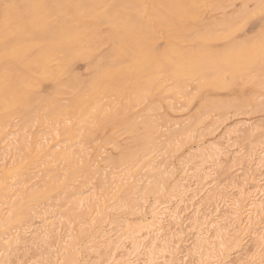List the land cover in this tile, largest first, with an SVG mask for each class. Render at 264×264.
<instances>
[{"label":"bare ground","instance_id":"obj_1","mask_svg":"<svg viewBox=\"0 0 264 264\" xmlns=\"http://www.w3.org/2000/svg\"><path fill=\"white\" fill-rule=\"evenodd\" d=\"M27 1V45L24 50H27L28 78L20 82L17 81L18 83L0 79V145L3 144L5 147V150L0 152V199H7V202H0V251H7L11 256L20 247L22 255L21 258L20 256L18 258L15 256L19 254H15L16 262L9 256L4 259L0 257V264H8V261L11 260L14 264L51 263L47 262V258H45L47 255L41 258V254H38V257L32 256L27 259L29 252L35 249L38 243H40L38 252H40V247L45 248L41 249L44 251L42 254L48 251V255L54 253H52L54 245L64 244L65 246L56 247L59 248V255L63 256L64 264H69L74 261L77 255L75 241L85 239L91 229H93V233L88 237L84 247L85 254L81 264H128L127 257L131 255H135L134 258L137 259L142 257L143 264H155L159 260L163 264H175L178 248L172 246L170 239H159L160 237L158 238L155 234L150 236L151 238L149 237V243L147 240L146 245L143 236L159 232L162 227L164 229L163 223L177 227L182 225V212L188 208L187 203L191 206L197 193L209 184L211 175L218 172L215 168L222 167L224 168L221 170L226 175L228 182L225 181V184L212 187L213 189H210L201 199L204 211L200 214L201 211L197 210V216L190 224L199 234L194 244V250L192 252L191 249L190 252L197 255V264H264V255L261 254V251H264V231H259L258 228L264 222V187H262V183L259 184L261 179L258 181L254 179L255 176L263 175L261 172L264 171V131L260 133L264 127L259 129L258 126L254 131H240V136L243 139L247 140L252 137L256 139L254 140L256 143L242 154L240 151L234 152L235 142L229 143L232 140L230 134L237 132L234 130L225 134L222 140L202 145L195 152L188 153L181 160L173 163L170 157L163 159L164 154L160 156V153L165 151L164 147L167 149L173 143L176 138L175 131L178 133L181 128L185 130L186 127H181L182 125L179 123L180 128L174 131L173 127L178 126L174 121L168 123L170 124L168 127L165 126L163 132L168 133L166 137L163 133L157 136L158 131L163 128L154 125V121L151 123L147 118H140L138 123L135 121L136 117H133L134 114L128 112L143 100L160 96L161 74L174 73L175 75L174 70L182 68L179 70L178 76H199L201 80L209 75L205 74L208 71H212L210 74L213 76L219 75L218 66L221 65V60L223 63L233 65L230 66L229 72L235 77L242 69L252 70L254 67L255 69L260 67L259 60L264 59V45L254 49L241 50L237 54L234 53L235 49H230L224 55L215 54L200 45L192 51H187L180 46L187 40H192L195 43H207L216 39V33L220 31L226 32V35L218 37V40L229 37L227 34L230 35L234 29L231 28L230 21H228L231 20L229 15L227 16L229 19H225L222 15L224 20L218 19L220 22L216 23L214 20L209 25H201L202 28L195 27L194 23L202 14L203 9L218 11L223 7V1L230 4L233 0ZM16 11L18 12V10ZM235 14L234 16H236ZM241 24L243 25V23ZM229 29L232 31L229 32ZM206 32L212 34L206 37L204 35ZM159 39L166 43L165 52H158L156 49L155 44ZM104 46L102 55H98ZM78 62L85 63L86 71H88L85 77H81L75 72V65ZM262 71L264 72V69ZM212 75L209 77L212 78ZM171 80L173 81V79ZM45 82H49L53 89V92L47 96H43L39 92L41 85ZM173 82L172 84L175 86L178 85L175 84L178 81ZM220 83L217 76L213 77L212 82H209L216 87ZM262 86L264 87V84ZM258 87L260 88V86ZM65 95H69L70 98L65 100L66 103H63L62 97ZM110 97L117 99L118 109L110 106L111 109L108 113H105L104 110H93L96 107L100 108L99 103L102 102L100 99ZM258 101L257 99L255 108L262 111L264 100ZM211 105V108L213 107L216 111H222L227 106L239 107L241 102L233 101V104L230 105L213 104L212 102ZM150 109L153 111L152 108ZM204 109L207 108L204 107ZM97 111L104 112V115H101V118L93 116L92 113ZM213 111L215 113V110ZM40 113L41 115H39ZM35 115L40 119L42 125L45 122L58 125L59 132L67 135L70 139L78 138L81 128L88 129V121L92 118L98 124L96 125L97 129L112 128L113 131L115 127H122L133 135L135 149L126 152L120 151L116 161L109 158L105 160H110L111 167L115 164L116 166L119 164L120 167L132 164L134 169L138 166L139 169L137 168L136 172L132 167V170L136 172L132 173L133 176L121 174L122 176L117 175L116 180L112 178L111 173L105 172V168H95L91 174L90 167L95 163V167L98 165L94 159L89 164V159L81 160L80 156L72 158L71 150L62 149L65 151H60V145L53 141L54 144L49 145L51 140L49 141L43 136L40 143L45 145L40 147L38 142L36 154L39 161L46 157H54L53 162L54 160L65 162L66 169L74 173L78 179L85 178L82 181H76V185L70 188L66 187L60 196L56 197L54 204L51 203L42 208L35 206V209L32 210L26 209L22 201H25L26 204L27 202L36 204L41 196L60 187L55 165H52L48 170L50 181L47 178L48 180H45L44 183L41 182L43 184L41 188H44V191L39 193L40 191H36V189L30 191L28 184H31V180L40 173L42 164L31 168L32 170L38 168L32 173L33 176L27 175L25 180L19 179L18 182H14L13 180L18 177L17 175L21 171L22 164H15L16 166L8 168L4 163L7 152L11 150L10 148L17 138L15 139L16 136L10 138L15 135L14 131L7 132L5 135L3 131H6L11 119L18 117L21 119L20 122L23 119L24 128L27 123L25 121H29V118L34 117V120L31 119L36 122ZM221 116L223 117L222 114ZM66 117H68L67 120H65ZM69 120H72L73 123L65 127V122ZM202 120L200 119V122ZM198 121L196 118L197 123H199ZM165 124L167 125V123ZM195 124L193 125L195 126ZM47 125L50 128L48 123ZM80 126L82 127L80 128ZM23 128H20L22 133H24ZM90 132L91 130L84 135V140L91 139ZM256 136L258 137L256 138ZM17 137L23 141V136L22 138L21 136ZM161 145H164L163 149L157 151L156 149ZM71 149L73 148L71 147ZM150 150L153 152L151 153ZM154 150L155 155L149 158ZM222 157L225 161H221ZM146 159L148 160L145 162ZM142 160L145 162L144 165H139L138 163H141ZM45 162L47 161L41 163ZM223 162L224 165H222ZM129 166L126 167L129 170L128 173L130 172ZM211 168L214 169H212L213 173H211ZM218 170L220 171V169ZM165 174L174 175L176 178L173 184L167 187V192L163 193L165 195H161L160 193L166 188ZM250 180L254 184L253 191L248 190L247 184ZM10 181H13V184ZM36 184L34 183V185ZM90 185H93L95 190L88 192L89 188L87 187ZM14 188L16 189L13 190ZM158 194L157 198L149 202V195ZM40 203L37 205H41ZM4 205L9 206V209L4 208ZM220 206L224 208L223 211L221 210L224 212L222 216L228 215L232 218L231 222H228V228L225 227V229L219 222H216L217 215L221 214L218 210ZM210 207L213 208L212 213L209 210ZM85 209L91 212L84 213ZM199 214L200 216H198ZM212 214L214 215L212 216ZM146 216L149 217L146 218ZM221 219L223 218L219 220ZM75 221H78V226L85 224L89 226L86 225L87 229L77 232L70 227ZM230 227L232 235H227L228 231L231 232ZM208 233H212L213 242L207 240L206 234ZM177 236L178 234L172 235V237ZM52 238H54L55 244L51 241ZM62 247H64V251H61ZM234 248H238L237 252L239 253L230 260L225 252ZM60 252L63 253L60 254ZM122 252L125 253V257ZM223 253L226 256H223ZM122 257L125 259L124 262H121Z\"/></svg>","mask_w":264,"mask_h":264},{"label":"rangeland","instance_id":"obj_2","mask_svg":"<svg viewBox=\"0 0 264 264\" xmlns=\"http://www.w3.org/2000/svg\"><path fill=\"white\" fill-rule=\"evenodd\" d=\"M11 1H13V2H11ZM4 2H5V4H4ZM10 2H11V4H13L12 6H11ZM263 3H264V0H257V1L256 0H252V1H250V0H233L230 2V4H228V2L226 4V2L223 1V7H222L223 10H221L222 8L218 9V11H215V10L209 11V10L203 9L201 11L202 14L194 23L195 27L202 28L201 25L202 26L203 25L204 26L209 25L212 22H214V20H215L214 23L220 22V20L218 21V19L222 18L224 20V17H225V19H229V18L231 19L228 21H230L229 23L231 25V28H234L233 32L230 33V35L227 34V36H229V37L221 38L219 40H218V37L225 36L226 32H224V31L217 32L216 33L217 38L210 40L209 41L210 43L209 42L204 43V44L199 43V42L195 43L192 40H190L191 41V43H190V41L187 40L186 42L184 41V43H181L180 46L182 48L186 49L187 51H192V50H194L195 47L204 46V48H206L207 50H209L215 54H219V55H224L227 52V50L229 51L230 49H235L236 52H234V53L237 54L238 52L240 53L241 50H245L248 48L254 49V48H258L259 46L261 47L262 45H264V4ZM258 4L260 5V7ZM27 7H28V1L27 0H0V16L3 15L0 17V79H8V80L13 81L15 83H18L17 81L20 82L22 80H26L28 78V73H29L28 67H27V50H24V47L26 49V45H27V23H28L27 22V14H28L27 13ZM15 9L18 10V12ZM238 11H239V13H238ZM234 14L236 16H234ZM222 15L224 17H221ZM235 17H237V18L235 19ZM241 23H243V25ZM16 24H18V25H16ZM17 26H18V29H17ZM228 31L230 32V31H232V29H229ZM222 32H224V33H222ZM210 34H212V33L206 32V34H204V35L206 37H209ZM233 35H235V36H233ZM2 36H3V38H2ZM155 46H156V49L158 50V52H165L166 51V43L161 39H159L156 42ZM20 47H21V49H20ZM104 48H105V46L98 52V55H102ZM3 50H4V53H3ZM259 61L261 63L260 67H262V68L256 67V69H255V67H254L252 70L251 69H242V70H240L239 75L236 77L232 76V74L229 72L230 66H233V65L232 64H226L225 62L223 63V60H221V62H222L221 65L218 66V69H219L218 74L219 75L213 76L212 74H210L212 71L211 72L208 71L205 73L207 75L209 74L207 77L212 75V78L211 77H209V78L205 77L204 79L200 80L199 76H197V77L196 76L195 77L194 76L187 77L186 75L178 76L179 70H181L182 68H179L176 71L174 70L175 75H174V73L170 74V75H169V73L161 74L160 75V88L161 87L162 88H161L160 93H159L160 96H158V97L156 96L154 98H147L146 100H143L141 103H139L135 107L129 109L128 112L132 115L134 114L133 117H136V120H135L136 122H138V121L140 122V118L141 119L147 118V120H149L151 123H153L152 121H154V123H153L154 125L156 124V126H158V127L160 126V128H163V129L158 131L159 133L157 132L158 133L157 136H160L161 133H163L166 137V135L168 133L163 132V130H164V128L168 127V125H170L168 123H171V122L173 123L174 121H176L178 126H174L173 127L174 129L171 128L172 130L175 131V129H177V128L179 129L180 124L182 125L181 127H186L185 130H184V128H181L178 133H177V131H175V137L176 138L178 137V138L177 139L175 138L176 141L174 140L173 143L167 147V149L164 147L165 144L163 146L161 145V147H158V149H156L157 151H159L160 149H163V147H164L165 151H162L163 153H160V156L162 154H164L162 156L163 159L166 157H170V159L173 163H176V161L181 160L188 153L195 152L202 145H207L209 143H214V142H217L219 140H222V138L225 134L229 133L230 131H234V130L237 132L230 134V138L232 140L229 143L235 142L236 146H234V148H233L234 152L240 151V153L242 154V153H244V151L247 152V149H249L250 146H252L256 143L254 141L256 139H255V137H252L251 139H247L248 141L250 140L248 142L246 139H243L242 136H240V133H241L240 131L241 130L254 131V129L258 126L260 127L259 129H262L264 127V109H262V111H261V109L255 108V105L257 104V99L259 101L264 100V89H263L264 87L262 86L264 84V72L262 71V69H264V59L259 60ZM260 69H261V71H260ZM10 70H12V71H10ZM75 72L79 76L85 77L86 73H88V71H86L85 63L84 62H78L75 65ZM176 72H177V74H176ZM173 75H174V78H173ZM215 76H217V80L221 81V83L218 87H216L214 84H209V82H212V79ZM24 77H26V78H24ZM164 77L166 78L165 80L167 82L164 80ZM171 79H173L174 82ZM191 79H192V81H191ZM161 82L163 83V85ZM172 82L173 83L177 82L175 84L176 85L178 84V85L175 86L174 84H172ZM232 83H233V85H232ZM260 84H262V85H260ZM171 86H173V87H171ZM258 86H260V88ZM169 87H170V90H169ZM165 88H166V90H165ZM51 89H52V85L49 82H45L41 85L39 92L41 93V95L47 96L53 92V89L52 90ZM174 89L175 90L177 89V90L175 91ZM162 90H164L165 92H163ZM176 93H177V95H176ZM178 94H180V95H178ZM183 94H184V96H183ZM165 95H167V96H165ZM164 97H166V98L164 99ZM62 98L64 99L63 103H66L65 100H68L70 98V96L65 95ZM163 99H164V101H163ZM244 99H245V101H244ZM235 100L237 102L238 101L241 102V106H239V107L227 106L224 109H222V111H219V110L216 111V109H213V107L211 108L212 102H213V104L221 103L223 105H230V104H233V101L236 102ZM100 101H102L99 103L100 108L96 107L93 110L96 111L99 109L101 111L104 110L105 113L106 112L108 113V111L110 112V109H111L110 106H112L115 109H118V107H119L118 103H117V99L115 97H113V98L110 97L107 99L104 98L103 100L100 99ZM207 101H208V103H207ZM163 103H164V105H163ZM102 104L105 105L106 107H104ZM142 104H143V106H142ZM144 105H145V108H144ZM167 105L171 106L172 108L170 107L171 109H169V107ZM148 107L152 108L153 111ZM204 107L207 108L208 110L207 109L205 110ZM106 108H107V110H106ZM213 110H215V113ZM225 110H226V112H225ZM101 111H97V112H94L92 114H93V116L95 115L96 117L101 118V115L102 116L104 115V112H101ZM205 111H206V113H205ZM218 111H219V113H218ZM100 112H101V114H99ZM245 113H246V115H244ZM199 114H200V116H199ZM221 114L223 115V117L221 116ZM225 114H227V115L225 116ZM39 115H41V113ZM200 117H202V118H200ZM31 118H29V121L28 120L25 121L28 124L26 123V126L24 128H23V119L21 122H20L21 119H19L18 117L11 119V121L9 122V126H7V128L5 129L6 131H3L4 135L7 132L14 131L15 135H12L10 138H14L15 136H16L15 139L17 138L16 141L13 143V146L10 148L11 150L9 152H7V158H6V161L4 163L7 164L8 168L13 167L15 164L16 165L22 164L21 171L18 173V175H17L18 177L17 178L15 177V179L13 180L14 182L15 181L18 182L19 179L25 180L27 175L33 176L32 173L35 172L38 168L33 169V170L31 168L42 164V166L40 167L41 168L40 173L38 175H36L34 179L31 180V184H28L30 191H34V189H36V191H40L39 193L44 191V188H41V187H43L42 186L43 184H41V182L43 181V183H44V181L48 180V179L50 181V177H49L50 173H48V170L50 169V167H52V165H55L56 167L55 166L54 167L56 168V173H57L56 176H58V180H59L58 184L60 185V187L57 190H54L49 194L48 193L44 194L43 195L44 197L41 196V198L38 199L36 204L33 202L32 203L27 202V204H26L25 201H22V203L26 209L32 210V209H35V206L37 208H42L43 206L46 207V206L50 205L51 203L54 204L56 201L55 199H57L56 197L60 196V193L62 191H64V189L66 187L70 188L71 186L76 185L75 184L76 181H78V180L82 181L85 178V177H82L81 179H78L74 175V173H71L66 169L65 162L63 163L62 160L61 161L54 160V162H53L54 157H46V158L39 161V159L36 157V154L38 152V142L40 143V139L43 136L46 137L47 140H49V141L51 140L49 142V145H52L54 143H57L58 145H60L61 146L60 151H65V150L70 151L71 150L70 153L72 154V158L73 157L77 158L80 156L79 158H81V160L82 159L83 160L89 159V161H90L89 164H91L92 160L94 159L98 163V165L95 167L94 166L96 164L95 163L94 165H92L90 167L89 170H90L91 174H92V171L95 170V168H98V167H100L101 169L105 168V172L111 173L112 178L114 180H116L117 175L122 174L123 176H129L127 174H131L133 176V174H135L137 172L136 170L139 166L138 167L136 166L137 168L135 167L136 169H134V167H133L134 165H132V164H131V166H129L128 164L122 165L121 167L119 166V164H117V166H116V164L115 165L112 164L114 167L113 166L111 167V165H109L110 160L109 161L105 160V159L109 158V159H112L113 161H116L118 153L120 151L123 150L126 152V151H133L135 149L136 146H135L134 141L132 140L133 135L128 133L127 131H125L122 127H115L113 131L111 130L112 128H105L104 130L97 129L98 126L96 127V125H98V124H97V122L94 121L95 119L92 118L91 120L88 121V127H89L88 129L81 128L82 126H80L81 129H80V135L78 136V138L76 137L74 139H70L67 135H63L62 133L59 132L58 128H60V127L58 125H56V124L51 125L49 122H45L46 125L45 124L42 125L40 122V119L36 118V115H35L36 122L33 121L34 117L32 118L33 120ZM196 118L199 120L198 121L199 123L196 122ZM67 119H68V117L65 118V120H67ZM200 119H203L202 122H200ZM195 122H196V124H195ZM20 123H22V124H20ZM47 123L49 124L50 128L47 127L48 126ZM72 123H73V121L69 120V121L65 122L64 126L68 127V124L70 126ZM165 123H167V125ZM193 124H195V126ZM209 124H210V127H209ZM189 126H190V128H189ZM20 128L24 129V133H22V130ZM90 130L92 132V133L90 132V138L91 139H89L90 141L89 140L86 141V140H84L83 137ZM167 131H170V130H167ZM262 131H264V130H261L260 133H263ZM187 132H188V134H186ZM260 133H259V135H260ZM139 134H140V132H139ZM27 135H29V136H27ZM185 135L187 136V138ZM17 136H21V138L23 136V138H22L23 141H21V139L19 140V138ZM36 136H37V138H36ZM32 137H33V139H32ZM192 137H193V139H191ZM257 137L258 136H256V138ZM257 142H258V140H257ZM28 143L30 146L28 145ZM21 144H23V145H21ZM43 145H45V144L44 143L42 145H41V143L39 144L40 147ZM263 145H264V143H263ZM71 147L73 149H71ZM77 147H78V149H77ZM170 147L172 150L170 149ZM0 148H1L0 152H3L5 150V147L3 146V144L0 145ZM31 148H32V151H31ZM62 149H65V150H62ZM76 152H78V153H76ZM150 152L152 153L153 151L150 150ZM154 155H155V150H154L153 154L149 155V158L154 156ZM148 159H146L144 161L146 162ZM45 160L47 162H45L44 164L41 163L42 161L44 162ZM106 161H108V162H106ZM144 161L142 160V162L138 163V164L144 165V163H145ZM221 161H225L223 157H222ZM58 163H60V164H58ZM89 164L87 163V165H89ZM222 165H224V162ZM128 166L130 168L129 173H128L129 170L127 169ZM132 167H133L134 171H136V172H134L132 170ZM222 168H224V167H222ZM222 168H217V169L215 168V170H217L218 172L215 171L217 173L211 175V177L208 181L209 184H207L205 186V189H203L202 191L197 193V195L195 196V199H193V201L191 203V206H189V203H187L188 208H186V210H184V212H182V222H183L182 225L177 227V226H174L172 224L163 223L164 229L162 227V229L159 230V232H155V233L150 234L146 237L143 236L144 237L143 240H144L145 244L147 245V240L149 243L150 238L152 236H154L155 234H157V237L158 238L160 237L159 239H163V238L164 239L165 238L170 239V241H172V246H174L176 249L178 248L176 250L177 258L175 257V259H176L175 264H197V261H198L196 259L197 255L192 253V252L194 250V244H195L199 234L197 233L196 229L193 226H190V224L195 220V218L197 216L196 215L197 210L201 211L200 214H202V212L204 211V207H203L204 204H203L201 199L204 198V196L207 194V192L210 189H213L214 187H216L217 185L225 184V181L227 178L225 177L226 175L222 171L223 170ZM212 169L213 168H211V170ZM218 169H220V171H222V172H220ZM213 170L211 171V173L214 172ZM262 173H263V175H261V176L259 175L260 177L255 176L254 179H256L257 181H258V179L259 180L261 179L259 184L262 183V187H264V171H262L261 174ZM66 175L70 176L71 178L70 177L67 178ZM72 177H73V179H72ZM164 177L166 178V188L160 193L161 195H165L163 193L167 192V189H168L167 187H170L176 178V176H174V175L168 176L167 174H165ZM65 178L68 180H66ZM13 181H10V183L13 184L12 183ZM59 182H62V183H59ZM226 182H228V181H226ZM34 183H37L38 185L37 184L34 185ZM65 184H66V186H64ZM259 184H258V186H259ZM247 185L249 186L248 190H250V191L254 190V188H252L254 184L251 180L249 181V183ZM87 188H89L88 192L95 190L93 185L92 186L90 185ZM15 189L16 188H14L13 190H15ZM157 196H159V194L158 195H149L148 196L149 202H152L154 200V198H157ZM39 200L41 203L39 202ZM0 202H7V199L5 200V199L1 198ZM39 203L41 205L38 206L37 204H39ZM3 207L6 209H9V206L7 207L4 205ZM209 210H211V213L213 212L212 207H210ZM218 210H219V213H221V214L217 215V221L216 220L215 221L219 222L220 225L222 227H224V229H225V227L228 228V222H231L230 219H232V218L228 217V215L222 216V214L224 212H221V210L223 211L224 208H221V206L219 207ZM13 211H14V209H13ZM85 212H91V211H88L87 209H85L84 213ZM61 213H62V209H61ZM200 214L198 216H200ZM213 215L214 214H212V216ZM127 217L126 218L130 221L129 216H127ZM148 217L149 216H146V218H148ZM218 218L219 219L223 218V219L219 220ZM77 223H78V221H75L70 226L72 229L76 230L77 232L80 231L81 229H87L89 226L88 224L78 226ZM95 224H97V223H95ZM86 225H88V226H86ZM260 227H261V229H260ZM258 228H259V231L260 230L264 231V222L262 224H260L258 226ZM174 229L176 230V232H174L175 231ZM228 232L229 233H227V235H232V228H231V232L230 231H228ZM92 233H93V229L90 230V233L88 234V236L85 239L83 238V239H79L78 241L77 240L75 241L77 243V246H76L77 255H76V258L74 259V261L70 262L69 264H81L82 263L83 256L85 254L84 247L86 246V242L88 240V237L91 236ZM175 234H178L179 237L178 236L172 237V235L175 236ZM61 235H62V232H61ZM206 237H207V240L209 242L214 241L213 237H212V233L206 234ZM51 241H53V243H54V238H52ZM60 244L54 245L55 246L54 248H56L55 250H54V248L52 249V253L53 252L54 253L48 255L47 250H45V251H47V252H45V254H42V253H44V251H41V249H42L41 247H40V252H38L39 251V245H40V243H38L37 247L35 249H32V251L29 252L30 254L27 257V259H30V257H32V256L38 257V254H41V258L43 256L47 255V256H45V258H47L46 259L47 262H51L49 264H64L65 261L63 259V256L59 255V253H58L59 248L56 246H62V245L65 246V245L64 244L60 245ZM63 248L64 247H62L61 251H64ZM18 249H19L17 251L18 253L16 252L14 254H11V256L9 255V252H7V251L5 252L2 250V251H0V257H2V259H4V258H7L9 256L12 260H15L14 258L18 257V256H20V258H21L22 249L20 247H18ZM43 249H45V248H43ZM191 249H192V252H190ZM178 250H180V251H178ZM237 251H238V248H236V249L234 248V249H230V251L225 252V253H227L228 259L230 258V260H232L236 256V254L239 253ZM55 252H56V254H55ZM36 253H37V255H35ZM62 253L60 252V254H62ZM123 253L124 252H122V255H124V257H125V253L124 254ZM225 253H223V256H226ZM263 253H264V251L262 250L261 254L264 255ZM15 254H19V255L15 256ZM134 256L135 255H131L130 257H127V259L129 260L128 264H130V263L131 264H143L144 263L142 257L140 259H137L136 257L134 258ZM124 257H122L121 262L125 261ZM18 258H16V259H18ZM51 259H52V261H51ZM12 260L8 261V264H14V263H12L13 262ZM15 262H16V260H15ZM155 264H163V262L161 260H159V261H156Z\"/></svg>","mask_w":264,"mask_h":264}]
</instances>
